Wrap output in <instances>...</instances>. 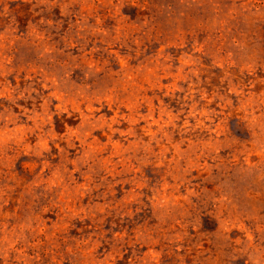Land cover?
I'll use <instances>...</instances> for the list:
<instances>
[{
	"label": "rangeland",
	"instance_id": "374dc122",
	"mask_svg": "<svg viewBox=\"0 0 264 264\" xmlns=\"http://www.w3.org/2000/svg\"><path fill=\"white\" fill-rule=\"evenodd\" d=\"M0 264H264V0H0Z\"/></svg>",
	"mask_w": 264,
	"mask_h": 264
}]
</instances>
